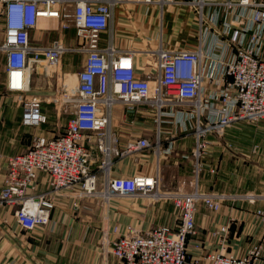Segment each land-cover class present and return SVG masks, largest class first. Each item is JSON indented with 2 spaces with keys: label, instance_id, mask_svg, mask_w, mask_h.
I'll list each match as a JSON object with an SVG mask.
<instances>
[{
  "label": "built area",
  "instance_id": "1",
  "mask_svg": "<svg viewBox=\"0 0 264 264\" xmlns=\"http://www.w3.org/2000/svg\"><path fill=\"white\" fill-rule=\"evenodd\" d=\"M122 1L0 0L4 32L0 54L7 89L28 93L33 63L57 68L62 88L53 98V109L57 119H65L62 131L52 135L38 131L50 117L46 101L23 97L22 124L37 131L24 151L7 158L0 205L13 211L22 229L36 231L49 225L58 197L72 199L76 210L85 200L108 202L115 196L166 199L178 212L177 226H155L148 232L128 226L123 233L115 227L118 236L110 242V252L118 264H259L262 242L243 255L227 252L223 243L228 225L211 233L222 237L220 250L200 258L190 256L187 245L197 234L200 205L216 213L229 198L257 202L264 195L206 193L198 184L186 191L178 178H168L161 165L155 174L131 176H113L112 165L116 158L146 149H153L159 158L171 153L174 142L164 148L161 129L175 119L195 136L193 172L198 177L201 160L213 143L211 136L223 137L236 123L264 122V0H136L163 9L189 6L200 29V45L195 48H168L160 41L153 51L155 70L144 75L138 74L133 51L113 43L111 22ZM50 19L59 20L63 33L73 30L75 41L69 44L59 35L47 44L34 42L32 35L41 20ZM210 34L213 46L205 50L203 40ZM229 47L225 58L221 54ZM67 54L81 57L77 70L62 72ZM144 108L154 114L155 140L130 137L122 144L121 132L114 129L116 109H122L119 118L128 121ZM43 172L49 183L39 191L37 180Z\"/></svg>",
  "mask_w": 264,
  "mask_h": 264
},
{
  "label": "crops",
  "instance_id": "2",
  "mask_svg": "<svg viewBox=\"0 0 264 264\" xmlns=\"http://www.w3.org/2000/svg\"><path fill=\"white\" fill-rule=\"evenodd\" d=\"M111 32L116 48L133 51L139 75L155 70L153 51L160 46V41L168 48H195L200 45L196 14L185 5L163 9L159 4L123 0L114 9ZM104 36L109 38V30ZM213 40L211 34L203 40L205 50L212 49ZM229 51L230 47L220 54L227 58ZM62 69L75 71L78 66L71 58L64 57ZM36 75L42 74L34 67L29 92L37 90L34 88ZM4 88L0 90V190L7 158L24 151L32 138L31 128L22 124L21 100L24 96L29 97V92L20 95L9 91L5 75ZM50 93L46 91L42 95ZM141 111L143 113L139 115H130L135 120L131 122V118L121 120L122 109H116L114 129L121 132L122 144L130 137L145 136L155 140L158 127L154 114L147 108ZM46 124L42 129L44 134L58 132ZM252 128L257 130V125L236 123L226 130L223 137L211 136L213 143L201 160V171L197 177L193 172L192 157L195 136L192 131H185L175 119H170L161 129V138L164 148L174 142L171 153L161 154L159 158L153 149H146L116 158L112 174H155L161 165L168 178H178L186 191L193 190L198 184L199 189L206 193L233 195L254 192L264 195V135H254ZM213 168L215 172H212ZM48 183V174L40 173L37 190H46ZM259 210L264 212V198L257 202L229 198L216 213L200 205L196 214L197 234L188 240L189 255L201 258L207 251L222 249V237L211 234L221 225L229 226L223 243L227 252L243 255L256 243L264 244V215L258 214ZM177 217L174 205L166 199L152 201L145 197L115 196L108 202L85 200L76 210L72 199L58 197L49 225L44 229L26 231L16 222L13 211L0 205V264H118L110 252V242L118 236L115 227L120 233L128 226L140 232H148L155 226L175 228ZM259 264H264V249Z\"/></svg>",
  "mask_w": 264,
  "mask_h": 264
},
{
  "label": "rangeland",
  "instance_id": "3",
  "mask_svg": "<svg viewBox=\"0 0 264 264\" xmlns=\"http://www.w3.org/2000/svg\"><path fill=\"white\" fill-rule=\"evenodd\" d=\"M3 34H4L3 27L0 24V42L2 41ZM59 35H61L63 39L69 44L75 41L73 30H68L64 33L61 32V30L59 29V20L57 19L41 20L39 29H37L35 33L33 32L32 40L34 42H43L47 44V43H50L53 39L58 38ZM66 57L71 58V61L74 60L75 66L80 63V59H81L80 56L67 55L65 56V58ZM32 65L36 67L38 72L42 75L41 76L36 75L35 80L37 81H35L34 88H36L37 90H31L32 92H29L28 96L29 97L31 96L39 97L42 100L46 101L44 102V104H45V107H47L48 114L50 116L48 119V123L46 125L50 126V129L54 128L56 132L60 130L62 131L64 129V122L62 119L64 118L61 117L60 119H57V116L53 109L55 106L53 98L56 96V94L59 95L61 93V88H62V80L60 81L57 79V68L55 67L49 68L47 67L45 62H41L39 64L33 63ZM4 68H5L4 56L3 54H0V90L1 91H3V89L5 90L4 88L5 69ZM62 72H64L63 69H62ZM46 91H49L52 93H50L47 96L42 95V93ZM49 99H50V103H47ZM43 128H45V126H42L41 130H38V131H42ZM256 129L257 130L254 129V132H253L254 135H257L258 137L260 135L261 136L264 135V122L259 123ZM36 131H37L36 129L30 130V132L32 133H35Z\"/></svg>",
  "mask_w": 264,
  "mask_h": 264
}]
</instances>
